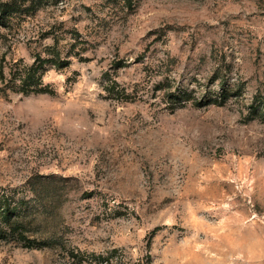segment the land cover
<instances>
[{"label":"rangeland","instance_id":"1","mask_svg":"<svg viewBox=\"0 0 264 264\" xmlns=\"http://www.w3.org/2000/svg\"><path fill=\"white\" fill-rule=\"evenodd\" d=\"M5 2L0 264H264V0Z\"/></svg>","mask_w":264,"mask_h":264},{"label":"trees","instance_id":"2","mask_svg":"<svg viewBox=\"0 0 264 264\" xmlns=\"http://www.w3.org/2000/svg\"><path fill=\"white\" fill-rule=\"evenodd\" d=\"M14 9V4L11 2L0 3V20L5 21L8 13ZM3 23V22H2ZM64 60L60 58L58 53H55L53 58H42L41 53H38L36 56V61L31 64H24L23 66H17L15 69H12L11 78L9 82H19L21 83V87L24 94H29L37 90L39 83L38 80L40 76H38V72L40 69H43L46 63H53L58 65H63ZM0 78L2 80L5 79L4 76V66L0 64ZM4 92V91H3ZM5 93V92H4ZM5 207V206H4ZM2 208L5 209V208ZM9 210V208H7ZM10 223V222H9Z\"/></svg>","mask_w":264,"mask_h":264}]
</instances>
